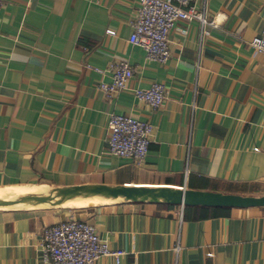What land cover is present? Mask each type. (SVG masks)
<instances>
[{
    "label": "crops",
    "instance_id": "0c3cea01",
    "mask_svg": "<svg viewBox=\"0 0 264 264\" xmlns=\"http://www.w3.org/2000/svg\"><path fill=\"white\" fill-rule=\"evenodd\" d=\"M208 24L176 20L170 58L130 42L136 0H4L0 10V191L79 184L186 187L264 194V0H192ZM115 29V34L107 32ZM133 75L108 96L112 60ZM163 82L159 108L136 88ZM112 113L152 123L142 161L109 152ZM91 222L117 262L264 264V206L113 200L0 208V264H51L46 226Z\"/></svg>",
    "mask_w": 264,
    "mask_h": 264
},
{
    "label": "built area",
    "instance_id": "2783aa9c",
    "mask_svg": "<svg viewBox=\"0 0 264 264\" xmlns=\"http://www.w3.org/2000/svg\"><path fill=\"white\" fill-rule=\"evenodd\" d=\"M138 13L132 23L130 42L143 47L147 58L165 63L170 58L169 32L176 20L183 19L187 26L181 28L185 35L189 24L198 21L203 27L208 24L205 14L192 0H136ZM4 0H0V10ZM107 32L115 34V29ZM264 56V28L250 41ZM112 74L109 80L101 81L100 89L113 96L126 87L133 75V68L127 60H112L109 63ZM135 97L147 102L152 108H159L166 96L163 82H153L148 88H136ZM109 152L121 157L142 161L148 154L149 142L154 127L151 122L133 115L112 113L108 121ZM45 257L51 264H97L102 256H113L118 262L124 253L112 248L101 237L95 226L79 218H69L46 226L43 231Z\"/></svg>",
    "mask_w": 264,
    "mask_h": 264
},
{
    "label": "water",
    "instance_id": "95a60500",
    "mask_svg": "<svg viewBox=\"0 0 264 264\" xmlns=\"http://www.w3.org/2000/svg\"><path fill=\"white\" fill-rule=\"evenodd\" d=\"M79 196H100L126 201L166 202L181 205L205 206H264L263 195H243L186 187L147 185L79 184L53 187L46 193H26L14 198L0 197V206H21L36 203L62 204L65 200Z\"/></svg>",
    "mask_w": 264,
    "mask_h": 264
},
{
    "label": "bare ground",
    "instance_id": "6f19581e",
    "mask_svg": "<svg viewBox=\"0 0 264 264\" xmlns=\"http://www.w3.org/2000/svg\"><path fill=\"white\" fill-rule=\"evenodd\" d=\"M47 191H48V189L40 190V191H34V192H30V193H42V192L46 193ZM18 195H21V193L18 191H13V190L0 191V197H2V198H14ZM113 200H117V199H109V198H104V197H100V196H87V197L79 196L76 198H71V199L65 200L62 203V205H64V204H101V203L110 202ZM11 206H13V205H11ZM11 206H0V208L11 207Z\"/></svg>",
    "mask_w": 264,
    "mask_h": 264
},
{
    "label": "rangeland",
    "instance_id": "374dc122",
    "mask_svg": "<svg viewBox=\"0 0 264 264\" xmlns=\"http://www.w3.org/2000/svg\"><path fill=\"white\" fill-rule=\"evenodd\" d=\"M34 192V191H32ZM21 194H26V193H30V191H26V192H20Z\"/></svg>",
    "mask_w": 264,
    "mask_h": 264
}]
</instances>
